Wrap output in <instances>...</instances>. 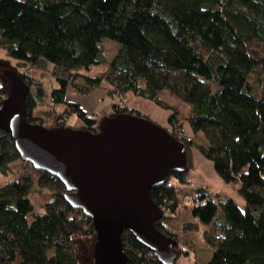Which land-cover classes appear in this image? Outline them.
<instances>
[{
	"label": "trees",
	"instance_id": "trees-1",
	"mask_svg": "<svg viewBox=\"0 0 264 264\" xmlns=\"http://www.w3.org/2000/svg\"><path fill=\"white\" fill-rule=\"evenodd\" d=\"M105 6V0H0V49L18 67H0V108L19 76L31 88L27 121L46 129L71 127L64 119L77 115L81 129L96 133L99 122L68 95L89 96L104 83L110 95L135 94L170 111L167 131L187 147L189 166L150 192L164 213L157 229L177 242L174 264L190 256L201 224L203 244L213 251L207 264H264V0H119L115 10ZM109 40L120 45L117 54L104 72L90 75L93 66L108 63L102 42ZM48 65L55 86L45 94L36 71ZM166 91L189 111L162 100ZM48 105L55 111L46 112ZM112 112L151 119L124 104L114 103ZM46 116L54 121L48 124ZM186 124L209 146L189 139ZM194 148L243 205L193 186ZM19 162L16 143L0 130V264H83L85 237L93 243L88 264H95L93 221L69 206L65 185L31 164L22 162L24 173L5 183ZM181 186L193 187L198 202L190 209L194 221L178 228L172 222ZM34 203L42 213L35 214ZM121 237L128 264H162L130 232Z\"/></svg>",
	"mask_w": 264,
	"mask_h": 264
},
{
	"label": "water",
	"instance_id": "water-1",
	"mask_svg": "<svg viewBox=\"0 0 264 264\" xmlns=\"http://www.w3.org/2000/svg\"><path fill=\"white\" fill-rule=\"evenodd\" d=\"M14 78L0 108V130L13 138L21 162L56 177L67 189L69 206L93 221L95 264L129 263L125 231L162 264H174L177 242L157 229L164 213L150 191L172 173L188 170L187 147L153 120L129 114L104 117L96 133L31 124L26 110L31 88Z\"/></svg>",
	"mask_w": 264,
	"mask_h": 264
},
{
	"label": "rangeland",
	"instance_id": "rangeland-1",
	"mask_svg": "<svg viewBox=\"0 0 264 264\" xmlns=\"http://www.w3.org/2000/svg\"><path fill=\"white\" fill-rule=\"evenodd\" d=\"M105 2H106L105 7L107 9L115 10L118 6L119 0H105ZM145 2H146V0H141V4L145 5ZM135 25H138V22ZM132 26H134V23L132 24ZM102 48H103V52H105L106 60L108 63H106L102 66H99V67L93 66L89 72V74L92 76H98V75H100L101 72H104L107 69V67L110 64V61L117 54V52L120 48V45L109 40V41H103L102 42ZM1 66L2 67H8L11 69L12 68H18L17 67V61L13 57L7 56L5 54V52L0 49V67ZM52 71H53V67L51 65H48V67H39L36 71V76L39 79H41L43 82L45 94L50 93L51 89L55 86L54 78L52 76ZM104 84H105V86H108V84H106V83H104ZM212 88L214 91L219 90V88L216 86H213ZM160 97L165 102H167L171 105H174L177 108H180L183 112H188L190 109V107H187L185 104L179 102L178 100L173 99L171 97V95L169 94V92H167V91L162 92ZM144 101L148 102V103H146L147 106L145 108H142L144 110V112H146L147 115H150L149 117L156 124L158 123V125L162 126L164 129H166V127H164V125H162L160 117L154 113V112H156L155 111L156 109L158 111V109L160 110V108L157 105L150 102L149 100H144ZM43 109H45L46 112L47 111H50V112L55 111V109L51 108L49 105L46 107H43ZM59 110L61 111L62 109H59ZM161 111H163V110H161ZM45 120L48 121V124H51L54 121L52 119V117H50V116H46ZM96 120L99 122L98 118ZM64 122L68 126H71L73 128H76V129H80V128L73 126L71 123H70L71 124L70 125L66 119H64ZM189 135L195 144H197L199 146L203 145L205 147L209 146L204 135H202V134L195 135L192 132H190ZM191 157H192V167H191L192 169H191V172L189 173V178L193 182L194 187L198 188L201 186L203 187V185H205L211 190V193H213V194L218 192L221 189H224L223 188L224 183H223L222 179L217 176L214 167L213 168L209 167V161H207L204 158V156H201L199 154V152L196 150V148L192 149ZM24 167H25V165H23L22 162L16 163L12 167L13 174L10 175L11 177L5 183L13 182L17 177H19V175L24 173V170H23ZM196 177H199L200 179H202V180H200V182L203 185H201L198 182ZM4 181L5 180H3L2 182L4 183ZM172 182L176 183L175 180H173V179H172ZM180 189L182 190V194L179 196V199L181 201V206L177 211L178 212V218L172 222L174 224V227L176 225V227H178V228H181L183 225V222H185V221L186 222L187 221H194V218L192 216V212L190 211V209L193 207V205H195L198 202L197 200L192 201L194 199V197L192 195L193 187L191 188L190 186H181ZM34 206L36 209L35 214H40L43 212V209L39 208L37 204H35ZM32 218L33 217L30 216L29 219L33 220ZM204 230H205V226L201 224L200 232H199L200 234L195 238V241H192L190 243L191 244L190 245V247H191L190 248V254H189L190 256L182 258L181 260H179V262L177 264H207L211 260V258L213 256V251L208 249V248H205V245L203 244V231ZM82 241H83V242H81L82 243L81 244L82 252L80 254V257H81V259L83 258L86 260L89 256V254H87V253H88V251H90L89 247H90V243H92V240L90 238L85 237V238H83ZM91 246H93V245H91ZM84 263L88 264L87 261H85Z\"/></svg>",
	"mask_w": 264,
	"mask_h": 264
},
{
	"label": "crops",
	"instance_id": "crops-1",
	"mask_svg": "<svg viewBox=\"0 0 264 264\" xmlns=\"http://www.w3.org/2000/svg\"><path fill=\"white\" fill-rule=\"evenodd\" d=\"M68 97L70 100L74 101L75 103L80 104V106L84 109V112L90 118L93 116L92 118H95V119L98 118V120L101 121L104 117L112 115V109H113V105H114L113 95H110V87L105 86V84L100 89H98L97 91L91 93L89 96H81V95L75 96V95H73V91L71 90L69 92ZM127 99H128L129 108L139 110L142 114L147 115V113L144 112V110L142 109V108H145L147 106V104H146V103H148L147 101H144V99L137 97L135 94H129L127 96ZM161 110H162L161 108H160V110L158 109V111L156 109L155 110L156 112H154V113L160 117L162 125H164V127H166V129L168 130V129H170V125H169L168 120H169V117L171 116V113H170V111L166 112L164 110L163 111H161ZM148 116H150V115H148ZM66 120H67V122H69V124L71 123L73 126H75L77 128H81L84 126L83 120L81 118H78L77 115L69 116L66 118ZM185 131H186V134L188 135L189 139H191L189 134H190V132H192V130H191V127L189 124L185 125ZM209 167L213 168V165L210 162H209ZM196 179L198 180V182L201 185H203L200 182V180H202V179H200L199 177H196ZM223 183H224V181H223ZM203 186H205V185H203ZM223 188L224 189H221L216 193L222 192L223 194H227L230 197H232L233 199L237 200L241 205H243V200L241 198H239V196L235 193L233 188H231L226 183H224ZM81 242H83V241L81 240ZM91 245H93V243H90V247H89L90 251L92 250ZM90 251H88L87 254H89ZM88 259H89V256L86 260L82 258L83 264H85L84 263L85 261L89 262Z\"/></svg>",
	"mask_w": 264,
	"mask_h": 264
},
{
	"label": "built area",
	"instance_id": "built-area-1",
	"mask_svg": "<svg viewBox=\"0 0 264 264\" xmlns=\"http://www.w3.org/2000/svg\"><path fill=\"white\" fill-rule=\"evenodd\" d=\"M113 100L115 104H124L128 106V99L125 95H120V94H114ZM130 110H133L130 108ZM192 201H195L194 199Z\"/></svg>",
	"mask_w": 264,
	"mask_h": 264
}]
</instances>
